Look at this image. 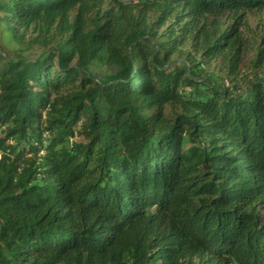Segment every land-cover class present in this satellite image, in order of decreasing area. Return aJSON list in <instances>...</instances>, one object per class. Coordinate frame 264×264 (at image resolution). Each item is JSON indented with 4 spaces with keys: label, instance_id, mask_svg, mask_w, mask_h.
<instances>
[{
    "label": "trees",
    "instance_id": "1",
    "mask_svg": "<svg viewBox=\"0 0 264 264\" xmlns=\"http://www.w3.org/2000/svg\"><path fill=\"white\" fill-rule=\"evenodd\" d=\"M0 38V264H264V0H0Z\"/></svg>",
    "mask_w": 264,
    "mask_h": 264
},
{
    "label": "rangeland",
    "instance_id": "2",
    "mask_svg": "<svg viewBox=\"0 0 264 264\" xmlns=\"http://www.w3.org/2000/svg\"><path fill=\"white\" fill-rule=\"evenodd\" d=\"M248 21H249L250 27L254 30V32L250 33L249 35L256 38L255 28H256V25L258 24V22L260 21V18L258 15H251L250 14V15H248ZM0 45H1L2 50H4L6 52V54H8L11 57H16L17 53L19 51H21V49L24 48L23 45L18 44V43H14L11 41H7L4 38H0ZM36 52L37 51L35 49H32V50L26 51L25 54H26V56H32ZM251 56H252V51L250 49H247L245 54H244V62H248ZM173 59L175 61H177L178 63H180L182 60L181 58H178V56H175ZM219 67H220L219 61L215 60L209 66H207L206 69L208 71H212V72L216 73L219 76H223L224 74H223V72H221L219 70ZM99 71H100L99 69L94 70V72H99Z\"/></svg>",
    "mask_w": 264,
    "mask_h": 264
}]
</instances>
